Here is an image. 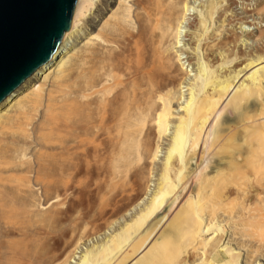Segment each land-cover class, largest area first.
<instances>
[{
  "label": "bare ground",
  "instance_id": "6f19581e",
  "mask_svg": "<svg viewBox=\"0 0 264 264\" xmlns=\"http://www.w3.org/2000/svg\"><path fill=\"white\" fill-rule=\"evenodd\" d=\"M122 1L126 4L125 0ZM143 1L135 2V8L142 12L140 37L127 44L110 68L111 71H114L113 68L119 69L121 79H124L111 86L117 89L112 98L111 87L108 88L109 94L108 89L106 93L102 92L105 96L110 95V98L101 95V114L90 136L79 137L72 147V158L66 159L69 161L63 169L64 178L58 187L57 202L60 200V203L66 204L69 194L73 200L68 201L65 212L45 219L47 222L57 221L62 214L76 213L89 204V197L102 190L101 186L107 180L110 181L109 186L113 185L108 187H112L108 194V198L112 194L111 198L105 203L106 198L101 196L100 207L101 203L105 204L99 207L93 220L64 227L60 235L62 240L67 238L65 241L61 243L52 238V242L55 240L53 243L41 245L33 253L35 246H30L29 241L5 239L15 231L26 235L22 229L25 226L22 222L25 212L23 214L16 207L4 211L0 214V248L3 249L0 251V264H71L80 246L110 229L112 232L109 235L80 253L74 264H194L190 261L193 253L199 262L207 259L204 264L221 263L212 260L217 255L226 258L225 264H241L239 250L233 248L229 241L225 242L228 235L224 228L230 221L239 218L236 213L228 212L230 203L241 200V215L249 216L253 209L252 199L263 198L256 180L264 160V55L243 53L244 57L239 60L228 57L220 60L222 63L214 68L205 67L204 62L199 65L195 81L189 86L187 99L180 104V114L169 135L154 189L150 197L126 218L127 212L137 204L139 206L140 200L147 194L149 176L157 165L153 160L173 122L174 101L181 99L177 89L178 76L171 74L175 57L169 58L164 50L165 55L161 50L157 53L161 43L158 41L157 45L156 38L153 39L156 33L165 32L168 28L163 20L165 28L157 29L163 14L162 0H146L153 2L154 6L147 5L153 11L148 10ZM125 4L121 7V13L118 9L111 13L118 22L112 28L110 26L109 34L131 18V6ZM93 5V0L76 1L70 28L63 35L48 65L34 72L30 79L0 103V135L11 125H28L31 120L26 113L30 105L34 108L42 105L46 108L47 117L53 119L57 109L52 102L54 89L62 81L69 62L80 53L71 43L83 34V19L90 14ZM216 8L218 4L211 6V14ZM165 33L161 36L170 35ZM176 33L173 35L175 40L179 32ZM168 37H162L163 41L159 38L162 45ZM90 38L83 39L86 48L89 43L91 45ZM262 38L261 34L257 37L258 40ZM242 41L247 42L246 39ZM221 50L218 57L222 58L226 55ZM149 57V64H145ZM112 72L104 73L101 81L109 83L113 79ZM101 81L93 80L88 89H94ZM143 81L151 88V95L144 97L147 100L144 105L141 102ZM129 94L132 100L127 103ZM175 94H178L176 99ZM67 105L71 106L72 103ZM2 136L4 139L5 135ZM83 179L92 180L90 186L83 187ZM120 218H124V222L116 225ZM261 220H264V216ZM251 233H248L250 237Z\"/></svg>",
  "mask_w": 264,
  "mask_h": 264
},
{
  "label": "rangeland",
  "instance_id": "374dc122",
  "mask_svg": "<svg viewBox=\"0 0 264 264\" xmlns=\"http://www.w3.org/2000/svg\"><path fill=\"white\" fill-rule=\"evenodd\" d=\"M136 1L137 0H125V4L122 0H93L95 6H92L90 14H87L83 19L82 24L84 25H81V33L83 34L80 35V38L73 40V43H71L75 49H79L78 51H80V53L69 62L68 69L65 73L66 76L64 75L62 81H60L57 88L54 89L52 102L57 109L54 111L53 119L47 117L45 111L46 108L42 105L36 106L35 108L30 107V105V109L28 110L27 108L29 112L26 110V114L31 120L29 121V124L25 125L22 123L11 125V128L3 131L2 135H5L4 139L3 136L0 135V214L13 207L19 208L23 214L25 212V217L22 219L25 226L22 229L26 235L23 234V232L15 231L11 236H7L5 239H23L26 242L29 241L30 246H35L33 247L32 253L35 251V248L39 249L41 245L45 246L48 243H53L55 240L52 242V238L59 240L61 243L65 241L67 238H63L62 240V235H60V232L64 227L67 228L75 222L80 223V221H83L85 223L93 220L94 217L97 216L99 212L98 210H100V208L104 206L103 204L106 203V200L109 201L111 198L112 194L110 195V198H108V194L111 193L112 187H108L113 186L111 184L113 182L111 181V185L109 186L110 181L107 180V183L105 182L106 184H102V190H98L101 192L97 191L98 193L96 192L89 197V204L87 203L89 208L85 205L78 209L76 211V213L79 212L77 216H75L76 213L74 212V215L62 214L57 221L47 222L45 219L48 216H57L58 212H65L68 201L73 200V196L69 194L66 198V204L62 201L60 203V200L58 201L59 204L57 202L58 187L61 179L63 180L64 178L63 169L67 166V162L70 160L69 158H72L70 156H73L70 154L72 153V147L76 144L79 137H86L90 134V131L101 114V99L103 96L108 99L107 96L110 98V95H115L117 89L112 88L113 84L124 79V77L121 79V71L117 68H113L114 71L112 70V72L111 66L115 63V59L119 54L127 48V44L140 37L139 22H142L140 19L142 18V12L138 8H135ZM170 1L162 0L161 2L163 14L161 17L162 20L159 19L161 25L159 24L160 26H157V29L162 28L163 30L165 24L168 26V28L166 27L167 30L170 28L169 25L171 28L167 33H165L167 31L166 29L165 32L156 33L153 39H158H155L157 45L158 41L161 43V46L159 44L160 48L156 50L157 53L161 50V53L165 55L164 52L166 51L165 53L169 58L172 59V56L175 57V59L173 58L174 61H172L174 68L172 67L173 70L171 69V74L173 76L175 74L178 76L179 84L177 83V89L180 91L179 94L181 99L180 101H177L176 98H178V94H175L176 101H174L175 104L172 107L173 122L172 124L170 123L168 132L158 148L159 151L157 149V157L153 160V163H156L157 165L149 176L150 183L149 189L146 192L147 194L142 197L139 206L137 204L133 210L127 212L126 218L130 217L133 212H135L144 201L150 197V192L154 189L155 182L159 175L158 168L163 162V155L167 148L169 135L172 133L174 122L180 114V104H183L187 99L189 93L188 89L190 88L189 86L195 81L198 69H200L199 65L204 62L203 65H205V67L210 68L211 66L214 68L219 63H222L220 60L224 61L228 57H234L239 60L244 57L243 53L244 55L253 53L264 55V0ZM143 3L148 10H154L151 7H148L154 6L152 1L147 2L144 0ZM148 3L152 5H149ZM123 4H129L131 6V18L128 21H125V23H121V26L117 27V29L115 27L113 33L109 34L108 31L118 22L117 17L112 16L111 13L117 9L119 10V13H121L123 11V8H121L123 7ZM213 4H218V8L214 9L215 11L211 14L210 9ZM162 21L165 24H162ZM100 27L102 28L100 29ZM162 30H156V32ZM175 30L176 32H179L176 36L178 42H176L174 37L177 34ZM173 32L176 34L174 35ZM164 33L165 35L170 33V35L168 34L167 36H172L174 39L169 37L166 39L163 38L165 42H163L162 45L163 40L161 38L167 37L164 35L161 36V34ZM260 34L263 35V38L258 40L257 37ZM84 36L92 38H90L89 41L91 42V45H89V43L87 48L83 45ZM92 36H95L96 39ZM242 39H246L247 42H243ZM201 42H203V44ZM164 45L166 50L164 49ZM218 46L220 47L218 48ZM111 49H114L112 50L113 53ZM219 49H222L221 51L224 52L226 56L222 58L221 56L218 57L220 55H218ZM162 50H164V52H162ZM107 51L108 54L106 53ZM177 58H179V61ZM150 60L149 57L145 64H149ZM108 71L112 72L111 74H114L115 76L113 75V79H110V82L105 84L101 80L104 78V73H107ZM114 78H116V80ZM93 80L101 82H99L97 86H94V89H88V86ZM112 80L115 81L112 82ZM34 81L35 80H33L32 83H34ZM59 84L61 86H59ZM109 87H111V93L109 92ZM141 87H143L141 91H144L142 97L143 100H141V102L144 105V102L147 101L145 98L151 95V88L145 81L142 82ZM47 88L49 89V85H47ZM106 89H108L107 94L110 93V95L106 94L107 96H105ZM103 91L105 92L103 93L104 95L102 94ZM101 95L103 96L101 97ZM128 98L130 101L127 100V103H130L132 100L130 94ZM149 98L151 99V96ZM71 103V106L67 105ZM1 141L3 143H1ZM67 158L69 160H66ZM261 164H263V166L258 169L260 171L259 174H257L256 184L259 186L257 188L261 189V191H258L262 193L261 196H263V198L260 196V199L255 198L252 199L251 202V207L254 209H252V211L257 213L254 214L251 211L249 216L244 215V217L241 215V200H234V202L231 201L232 203L229 202L230 207L227 205L229 207L227 208L228 212L232 214L236 213L239 218L233 222L230 221V224H227L229 227L226 225L224 228V231H226L228 235L225 242L229 241L233 248L239 250L240 257H242L241 264H264V229H262V227L264 228V220H261L264 216V202L263 200L260 201L261 199H264V188L262 189V187H264V160ZM261 178L263 179L262 181ZM91 182L92 180L83 179L82 186H90ZM262 184L263 186L260 188V185ZM101 196L104 199L106 198L105 203H101L102 207L99 205V202H102ZM258 208L259 210L255 211V209ZM251 215H255L254 218H250ZM256 216L258 217L256 218ZM255 218L258 219V222ZM124 220V218H120L116 225L123 223ZM260 222L263 223L261 224ZM234 224L242 226L237 227ZM243 225L246 226L243 227ZM249 225L255 231L252 229L250 231ZM256 228L258 232H256ZM111 232L112 229L106 230L104 231V234L97 238H92L87 241L85 245L80 246L77 250L75 259H72L71 264L75 263L80 253L86 248H89L96 241L101 240ZM248 233H251V237ZM253 233H256L257 235H254ZM0 251H3V249L0 248ZM225 259L226 258L222 257V255H217L212 260L217 263L221 262L219 264H225V262H227ZM190 261H193L194 264H204L207 262V259L203 260L204 262H199L198 257L193 253Z\"/></svg>",
  "mask_w": 264,
  "mask_h": 264
},
{
  "label": "water",
  "instance_id": "95a60500",
  "mask_svg": "<svg viewBox=\"0 0 264 264\" xmlns=\"http://www.w3.org/2000/svg\"><path fill=\"white\" fill-rule=\"evenodd\" d=\"M77 0H0V103L48 65Z\"/></svg>",
  "mask_w": 264,
  "mask_h": 264
}]
</instances>
